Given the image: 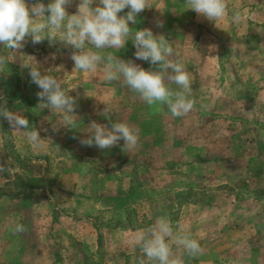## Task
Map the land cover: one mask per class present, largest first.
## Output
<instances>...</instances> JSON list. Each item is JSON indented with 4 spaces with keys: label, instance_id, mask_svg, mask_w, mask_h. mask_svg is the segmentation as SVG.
<instances>
[{
    "label": "rangeland",
    "instance_id": "obj_1",
    "mask_svg": "<svg viewBox=\"0 0 264 264\" xmlns=\"http://www.w3.org/2000/svg\"><path fill=\"white\" fill-rule=\"evenodd\" d=\"M78 3L67 8L70 15ZM226 4L215 24L187 10L184 0H148L151 8L130 23L133 31L165 35L182 58L194 102L183 117H173L166 105L146 104L122 77L106 82L102 64L72 73V49L62 42L33 45L29 37L12 53L0 68V97L44 142L34 149L24 131L13 132L0 117V164L10 169L0 173V264H140L137 234H121L110 247L99 229L134 227L137 233L159 217L169 221L173 236L180 225L199 242L202 252L192 257L166 237L183 264H264V0ZM234 11L241 14L238 23ZM86 47L158 70L135 59L131 39L122 49ZM9 51L0 45V54ZM203 60L204 69L196 66ZM35 61L77 99L76 129L54 131L60 113L35 108L39 89L21 67ZM106 107L110 120L102 115ZM93 120L127 123L138 131V146L132 153L121 150L123 140L111 149L82 146L79 138ZM16 223L25 231L15 233Z\"/></svg>",
    "mask_w": 264,
    "mask_h": 264
},
{
    "label": "clouds",
    "instance_id": "obj_2",
    "mask_svg": "<svg viewBox=\"0 0 264 264\" xmlns=\"http://www.w3.org/2000/svg\"><path fill=\"white\" fill-rule=\"evenodd\" d=\"M72 3L73 0H51L45 5L41 0H35L29 5L28 0H0V45L10 50L7 54H0V68L11 61L12 53L22 49L29 37L33 45L41 44L47 39L51 47L59 41L72 49L69 57L73 62L72 73L78 70L88 72L102 64L103 79L106 82L122 77L123 84L139 94L140 99L148 105H166L173 117H183L193 109L190 74L170 41L163 34H154L151 28L135 31L130 28V23H137L140 13L151 8L148 0H79L77 12L70 15L67 8ZM93 4L96 6L93 7ZM184 4L187 10L197 13L198 18L203 17L215 24L227 11L226 0H184ZM125 9H128L126 15H119ZM231 18L234 23L242 19L239 11H234ZM155 26L162 28L164 22L156 19ZM130 39L136 49L135 59L148 62L158 70L145 69L132 59H120L111 52L105 57L86 47L91 45L98 50L122 49ZM208 47L212 50L215 45ZM172 56L176 58L169 59ZM21 67L29 69L31 83L39 89L35 108H51L60 113L53 130L76 129L77 99L68 95L60 80L49 74L53 70L42 72L36 61L35 64L22 63ZM67 74L64 75L65 79ZM168 83L175 84L178 90L168 87ZM0 100H3L0 104V117L8 122L13 132L24 131L32 147L38 149L44 140L37 128L29 130V120L16 111L9 110L6 99L0 97ZM110 112L106 107L102 115L110 120ZM86 132L85 137L79 138V143L85 147L111 149L123 140L121 150L132 153L138 146V131L118 120L111 127L93 120ZM9 170L0 164V173ZM177 228L178 231L173 236L169 221L159 217L146 231L137 233L136 243L148 264H183V260L173 253L166 242V237L173 238L176 245L189 256L195 257L202 252L196 239L185 234L182 226L177 225ZM13 231L20 233L25 229L23 225L16 223ZM144 258H141L140 264H145Z\"/></svg>",
    "mask_w": 264,
    "mask_h": 264
},
{
    "label": "crops",
    "instance_id": "obj_3",
    "mask_svg": "<svg viewBox=\"0 0 264 264\" xmlns=\"http://www.w3.org/2000/svg\"><path fill=\"white\" fill-rule=\"evenodd\" d=\"M196 66H200L202 69H204L206 67V61H199V62H195ZM148 228L144 227L142 229H137V233L140 231H146ZM99 232L102 234V241H104L106 243V246L109 245L110 247H117V237L119 238V236H122L123 234H125V236H127V238L129 239L132 237H135L136 230L134 227H127L126 230H122L120 231L119 226H114V227H106V228H100ZM122 234V235H121ZM122 254V253H121Z\"/></svg>",
    "mask_w": 264,
    "mask_h": 264
},
{
    "label": "trees",
    "instance_id": "obj_4",
    "mask_svg": "<svg viewBox=\"0 0 264 264\" xmlns=\"http://www.w3.org/2000/svg\"><path fill=\"white\" fill-rule=\"evenodd\" d=\"M28 180L33 181V182H38L39 180L42 181L41 177H28ZM30 185H32V184H30ZM34 186H36L37 188L42 187L41 183H35Z\"/></svg>",
    "mask_w": 264,
    "mask_h": 264
}]
</instances>
